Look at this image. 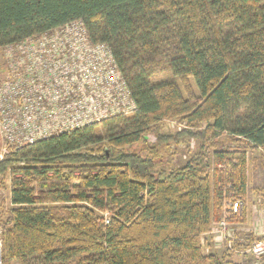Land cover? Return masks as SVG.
<instances>
[{
  "label": "trees",
  "instance_id": "obj_1",
  "mask_svg": "<svg viewBox=\"0 0 264 264\" xmlns=\"http://www.w3.org/2000/svg\"><path fill=\"white\" fill-rule=\"evenodd\" d=\"M74 21L108 47L136 110L5 150L1 263L226 264L206 236L245 222L232 205L246 153L210 139L264 154V0H0V51ZM169 120L186 129L160 133Z\"/></svg>",
  "mask_w": 264,
  "mask_h": 264
},
{
  "label": "built area",
  "instance_id": "obj_2",
  "mask_svg": "<svg viewBox=\"0 0 264 264\" xmlns=\"http://www.w3.org/2000/svg\"><path fill=\"white\" fill-rule=\"evenodd\" d=\"M3 51L0 127L5 145L14 150L136 110L110 50L91 43L80 21ZM226 231L220 221L212 234ZM1 247L0 231V264ZM249 252L254 264H263L264 241Z\"/></svg>",
  "mask_w": 264,
  "mask_h": 264
},
{
  "label": "rangeland",
  "instance_id": "obj_3",
  "mask_svg": "<svg viewBox=\"0 0 264 264\" xmlns=\"http://www.w3.org/2000/svg\"><path fill=\"white\" fill-rule=\"evenodd\" d=\"M3 56L4 51H0V82L3 81L5 72L3 71L5 68V65H3ZM168 77L167 73H162L158 77L159 79H165ZM160 133L166 134V133H178L186 129V126L184 123H181L177 120H169V121H162L159 124ZM0 133H1V139L3 142L4 150H8V146L5 145L3 141V135L1 132L0 127ZM150 141H153V137L149 138ZM215 143L216 147L218 149H231L234 150L235 148H238L240 150H244L246 153V194H245V200L244 201H237L232 205V212L238 214L239 216L243 215L245 213V222L242 225V228L246 229V231L242 232H234L237 229L238 224H229L227 226L230 227V230L225 232V235H220L221 243H219L220 246L212 250L206 249V251H212V252H219L226 256L224 257L228 264H254L255 261H253V258H247L243 263H241L240 253H245L247 255L250 254V249L254 243H257L259 241H264V154L260 149H256L250 145H247L245 143H233L228 142V139L224 137V135H221L215 139H210V144ZM187 143L182 144V146H179L178 148L174 149L171 148L169 150H163L161 152L162 156L160 159V167L163 169H167L174 166H180L182 165L187 157H188V151L190 152H196L199 143L192 140L188 143V148L186 146ZM144 144H138L131 147H128L127 150L130 152H136L140 154H145L144 151ZM207 151V154H210L212 152V147L205 148ZM171 152H174V155H170ZM237 204V210H234V205ZM9 206V194H8V187H6L5 190L2 191L0 194V214L2 215L5 208ZM235 211V212H234ZM249 215V216H248ZM239 226V225H238ZM238 233L241 234L242 238L237 240ZM207 241L211 243V238H208ZM208 248L210 247L209 244ZM235 243L243 244L242 251L237 250V255L234 253L233 245ZM207 248V247H206ZM226 249L228 251L226 252ZM252 259V260H251ZM264 259V258H263ZM226 263V264H227ZM264 264V261H263Z\"/></svg>",
  "mask_w": 264,
  "mask_h": 264
},
{
  "label": "crops",
  "instance_id": "obj_4",
  "mask_svg": "<svg viewBox=\"0 0 264 264\" xmlns=\"http://www.w3.org/2000/svg\"><path fill=\"white\" fill-rule=\"evenodd\" d=\"M5 148L3 147V142H2V139H1V133H0V160L2 159V156H3V154H4V152H5V150H4ZM249 216V215H248ZM243 226H245V225H237V229L234 231V232H242V231H246V229H244V228H242ZM230 230V229H229ZM228 230V231H229ZM206 237H208V238H211V243H209V244H211V245H209L210 247L208 248L209 250H210V248H211V250H212V248L213 249H215V248H217L218 246H220L219 245V243H221V241H223V240H225V239H222L221 240V238L219 237L218 238V236H217V234H211V235H209V236H206ZM240 238H242V236H241V234L240 233H238V235H237V240L238 239H240ZM238 246H239V249L238 250H240V251H242V249H243V244H240V243H238ZM216 250V249H215ZM237 250H234V253L237 255V252H236ZM246 256H248V258H253V256L252 255H247V254H245L244 252L243 253H240V258H241V263H243L244 261H245V259L247 258ZM252 260V259H251ZM253 261H255L254 259H253ZM263 261H264V259H263Z\"/></svg>",
  "mask_w": 264,
  "mask_h": 264
}]
</instances>
